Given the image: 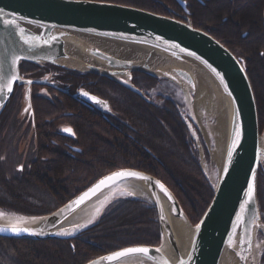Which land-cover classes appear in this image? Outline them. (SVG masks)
<instances>
[{
  "label": "water",
  "instance_id": "water-1",
  "mask_svg": "<svg viewBox=\"0 0 264 264\" xmlns=\"http://www.w3.org/2000/svg\"><path fill=\"white\" fill-rule=\"evenodd\" d=\"M175 1L188 13L183 0ZM0 10V85L6 86L13 75L18 77L12 82L11 92L5 90L0 93V114L13 95L15 85H24L25 111L31 108V85L43 83L23 78L20 74L22 62L49 64L74 72L108 77L146 101L149 100L145 93L132 84L133 72H142L180 87L186 85L193 89L195 81L187 68L195 64L213 80L221 95L227 99V103H224V151L217 183L215 186L211 185L214 195L196 223L200 224V229L197 231L196 224H190L192 233L187 243L179 242L172 227L173 218L186 217L175 195L157 177L133 168L113 170L51 213L39 216L36 220L28 219L19 225L33 229V232L0 231L1 238L35 241L74 238L88 228L115 193L86 227H76L81 226V211L104 192L128 182L136 187L137 192L142 190L148 194L145 200L156 210L160 243L157 246H128L148 247L150 252L148 255L129 254L111 264H162L164 259L169 264H179L181 260L184 264H221L226 253L233 254L241 264L260 263L261 246L256 244V238L257 233L262 231L263 224L257 200V176L259 168L264 166V129L261 131L259 128L255 97L246 69L235 54L208 33L194 28L189 20L183 22L123 4L96 0H0ZM4 19L15 20L17 26L4 25ZM262 26L264 30V9ZM21 27L25 29L23 35L40 39L26 44L19 32ZM88 38L134 49L142 58L110 53L97 45L89 44ZM71 45L78 47L86 57L98 61L104 68L73 62L67 50ZM150 58L155 62L149 65ZM83 93L88 92L81 91L76 97L105 114L112 113L107 101L93 94L85 96ZM91 97L97 98L101 103ZM230 149L231 160L228 157ZM121 170L135 171L149 179L122 178L102 188L79 206L66 207L98 181ZM157 181L167 189V194L156 184ZM249 182L254 186L251 198L247 195ZM139 192L133 197L140 198ZM241 204H245L246 208L242 209ZM238 216L241 219H237ZM14 223L16 222L0 221V227H9ZM112 252L84 264H90ZM149 256L155 259H149Z\"/></svg>",
  "mask_w": 264,
  "mask_h": 264
},
{
  "label": "trees",
  "instance_id": "trees-1",
  "mask_svg": "<svg viewBox=\"0 0 264 264\" xmlns=\"http://www.w3.org/2000/svg\"><path fill=\"white\" fill-rule=\"evenodd\" d=\"M167 15L168 7L181 9L175 0H96ZM192 26L202 30L232 53L239 52L250 80L260 130L264 129V0H183ZM23 68L35 64L21 63ZM20 65V66H21ZM61 69L75 84L107 100L113 115L64 96L60 114L73 131L61 134V149L49 141L54 129L37 124L42 151L53 159L25 164L22 172L0 163V210L26 217L51 213L103 175L133 168L160 179L175 195L183 212L195 225L209 206L214 190L204 175L187 123L173 99L157 95L148 100L111 78ZM40 66V65H38ZM162 80L142 72L132 73V84L144 92ZM73 89V87H72ZM14 90L12 101L21 99ZM37 112L59 114L53 106L36 105ZM56 137L60 136L55 133ZM48 140L44 144V140ZM63 142L75 147L65 152ZM49 143V144H48ZM67 143V144H68ZM50 145V146H49ZM60 150V151H59ZM71 150V149H70ZM257 190L264 212V178ZM160 243L157 214L141 198L114 196L87 229L74 238L35 241L0 237V264H84L103 254L132 246Z\"/></svg>",
  "mask_w": 264,
  "mask_h": 264
},
{
  "label": "flooded vegetation",
  "instance_id": "flooded-vegetation-1",
  "mask_svg": "<svg viewBox=\"0 0 264 264\" xmlns=\"http://www.w3.org/2000/svg\"><path fill=\"white\" fill-rule=\"evenodd\" d=\"M198 1L201 3L204 2V0ZM166 7L169 10L167 15H165L166 17L174 18L183 22H187L189 20L192 25L189 12L186 13L181 6V9H173L168 6ZM20 73L23 78L35 79L43 83H35L31 85V108H28L25 111L23 110L22 97L24 85H15L14 90L16 88H20L22 91L21 99H19L18 101H12V95L4 110L0 114V163H2L4 166H12V169L18 172H22L24 170L25 164L27 163H34L38 161L44 162L53 159V155L47 154V152H50L49 148L46 151L40 150L41 143L37 138L38 123L40 124L41 128L39 129L40 132H42L41 130L43 126H45L44 128L51 127L52 129H54L53 134L50 135L51 139L49 141L50 145H52L53 148L56 147L61 149V134L63 135V137L65 136L67 138H70V136H72V129L68 127L69 125L63 123L62 115L60 114L64 96L76 100L80 104L90 107L93 106L76 97V94L81 91H85L101 98L95 93L86 90V88L81 86V83L75 84V82H70V80L72 79L66 78L64 72H62L61 69H54L48 66L46 67L45 65H34L33 67L30 66L27 69H24L21 65ZM36 105L53 106L59 110V114L50 115L47 112L44 114L41 113L40 115L37 113L40 108L39 106L35 108ZM101 113L105 117H107L108 115H113V111L111 114H105L103 112ZM65 129H71V132L65 131ZM55 133L59 134L60 136L56 137ZM47 141L48 140L46 139L43 141V143L47 144ZM67 143L63 142V146L66 147L65 152L71 154L76 149L73 145ZM261 176L264 178V166L260 168L258 172V185ZM262 197H264V193L262 194ZM257 200L259 208L261 209L262 206L258 190ZM261 213L262 221L264 223V212L261 211ZM260 264H264V251H262Z\"/></svg>",
  "mask_w": 264,
  "mask_h": 264
},
{
  "label": "bare ground",
  "instance_id": "bare-ground-1",
  "mask_svg": "<svg viewBox=\"0 0 264 264\" xmlns=\"http://www.w3.org/2000/svg\"><path fill=\"white\" fill-rule=\"evenodd\" d=\"M87 42L91 45H97L99 48L109 51L110 53L122 55L126 57H133V58H140L141 55L132 49H126L114 44L104 43L102 41H98L96 39L88 38ZM68 53L72 56L73 62L84 65L90 64L96 66L99 69L104 68L98 61L90 60V58L86 57L82 50H80L76 46H69ZM137 56V57H136ZM155 60L153 58L149 59V65L154 63ZM166 64V63H165ZM189 72L192 74L195 84H196V115L200 117L203 114L207 116L216 112L218 113V125L211 126L209 125L207 131L211 136L214 138L215 144L214 148L211 151L212 159L217 163L220 167L223 151H224V124H225V112L223 113V109L220 112V108L224 105L225 101L227 103V99L225 96L221 95L219 89L213 82V80L197 65H191V67L187 68ZM200 79L204 81L201 82ZM198 82V84H197ZM226 105V104H225ZM227 106V105H226ZM225 110V108H224ZM123 188L124 191L131 193V194H138L136 191V187H134L131 183H121L118 187L114 189H109L108 191L104 192L100 196H98L95 200H93L89 205L81 211L79 214V218L82 225H87L92 221L101 211L103 205L109 200L113 193H115L118 188ZM139 196L143 198H147L148 194L145 191H140ZM18 216H11V215H4L0 216L1 222H16ZM83 227V226H82ZM172 227L179 239V242L185 244L189 241L190 235L192 233V227L188 222L185 216H181L178 218L172 219ZM256 262V261H255ZM221 264H241L235 258V256L231 253H226L222 260Z\"/></svg>",
  "mask_w": 264,
  "mask_h": 264
},
{
  "label": "rangeland",
  "instance_id": "rangeland-1",
  "mask_svg": "<svg viewBox=\"0 0 264 264\" xmlns=\"http://www.w3.org/2000/svg\"><path fill=\"white\" fill-rule=\"evenodd\" d=\"M157 2L164 4L159 0H157ZM234 54L235 56L241 59L239 52H235ZM199 80L201 82L204 81L203 79L200 78ZM184 86L185 87L183 86L180 87L172 82H161L156 88L149 90L147 95L152 100H155L157 98L156 97L157 95H161L162 97L173 99L176 103H178L180 108L179 109L180 115L182 116L183 120L187 123L189 133L191 135V138L193 139L194 142L193 147L197 151L199 165L204 175L211 183V185L215 186L218 179L219 166L212 159L211 151L214 148L215 141L214 138L211 136V134H209V132L207 131V128L209 125L211 126L218 125V118H219L218 113L216 114L215 112L209 116L203 114L200 117H197L196 115L197 107L195 106L196 96H197L196 84H195V88L193 89L192 88L190 89L186 85ZM222 109L224 113V105H222V107L220 108V112ZM114 196L132 197L134 195L124 191L123 188L119 187L118 190L113 195V197ZM0 212L2 211L0 210ZM7 214L18 217L20 216L13 213L11 214L7 213ZM256 244L261 246L259 249L262 253V251H264V231H259L257 233ZM260 261H261V256H260Z\"/></svg>",
  "mask_w": 264,
  "mask_h": 264
},
{
  "label": "snow or ice",
  "instance_id": "snow-or-ice-1",
  "mask_svg": "<svg viewBox=\"0 0 264 264\" xmlns=\"http://www.w3.org/2000/svg\"><path fill=\"white\" fill-rule=\"evenodd\" d=\"M0 11H2V10H0ZM2 23L4 25L17 26L15 20L4 19L2 21ZM19 32L22 34V38L24 39V42L26 44L30 43L31 40H39L40 39V37H29V36L23 35L25 33V29L22 27L19 28ZM44 43H48V41H44ZM17 59H19V58H17ZM218 75H219V73H218ZM16 79H18V77L13 75L11 77V80L8 82V84L6 86L0 85V93L4 92L5 90L7 92H11L12 91V82L15 81ZM29 83H31V81H29ZM83 94L85 96H88V93H83ZM91 99L96 101L97 103H101V101L97 100V98H95V97H91ZM65 131L71 132V129H65ZM237 136H239V131H237ZM235 143H236V141L234 140L233 144L235 145ZM231 155H232V151L230 149L229 153H228L229 160H231ZM225 171H227V168H225ZM254 176H255V171L253 170V179H254ZM128 177H133V178H137V179H141V180H148L149 179L148 177L143 176L142 174L135 172V171L121 170V171L114 172V173L104 177L100 181H98L93 187L88 189L86 192L82 193L79 197L76 198L75 201L70 202V204L66 207L70 208L73 205L79 206L85 200H87L88 198H90L91 196H93L97 192H99L102 188L107 187V186L115 183L116 181L121 180L122 178H128ZM156 184H158L161 187V189L165 192V194H167V189H165L162 184H160L158 181L156 182ZM253 188H254L253 183L249 182L248 192H247V195L249 198H251V196L253 194ZM169 199H171L170 195H169ZM249 203H250V199H249ZM241 208L245 209L246 205L241 204ZM4 215H6V213L0 212V216H4ZM28 219L36 220L37 217H31V218L18 217L16 220V223L10 225L9 227H0V231L10 230L14 233L33 232L34 231L33 229L19 226L21 223H24ZM237 219H241V217L238 216ZM89 222H91V221H89ZM82 226L86 227V225H82ZM82 226H76V227H82ZM195 228L198 231L200 229V224H196ZM156 251H159V249H157ZM149 252H150V249L148 247H128V248H124V249L119 250V251H114L111 254L100 257L97 260H93L90 262V264H104V262H109V264H111V262L119 261L121 258L127 257L129 254L139 253V254L148 255ZM149 259H155V257L149 256ZM162 264H169V262L166 259H164L162 261ZM179 264H184V261L181 260L179 262Z\"/></svg>",
  "mask_w": 264,
  "mask_h": 264
}]
</instances>
